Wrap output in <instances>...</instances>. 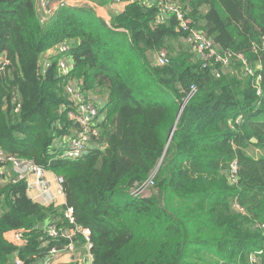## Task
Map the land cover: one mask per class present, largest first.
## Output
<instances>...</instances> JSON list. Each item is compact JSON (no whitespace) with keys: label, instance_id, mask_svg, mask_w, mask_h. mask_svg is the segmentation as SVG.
<instances>
[{"label":"trees","instance_id":"1","mask_svg":"<svg viewBox=\"0 0 264 264\" xmlns=\"http://www.w3.org/2000/svg\"><path fill=\"white\" fill-rule=\"evenodd\" d=\"M171 1L219 52L245 63L233 59L213 77L176 19L148 0L127 1L108 24L89 8L60 5L44 19L37 0H0V149L60 176L65 196L64 206L43 205L24 182L0 184V264L63 251L64 239L44 233L53 223L89 231L91 264H264V0ZM163 49L168 63H150ZM60 59L69 60L64 77ZM70 84L101 117L95 147L76 160L62 159L58 144L78 131ZM149 181L155 193L131 195Z\"/></svg>","mask_w":264,"mask_h":264},{"label":"built area","instance_id":"2","mask_svg":"<svg viewBox=\"0 0 264 264\" xmlns=\"http://www.w3.org/2000/svg\"><path fill=\"white\" fill-rule=\"evenodd\" d=\"M49 1L50 0H37L39 11L43 10L42 14L45 15L44 19L47 17V15L51 14L50 11L46 10ZM148 1L152 4L157 5L163 15L173 16L176 19L177 31L182 32L186 35L185 42L187 47L197 55L203 67L211 69V74L213 75V77L219 78L220 75L224 73V71L228 70L229 65L233 59L242 60L243 63H245L243 57L241 56H234L230 53L219 52L214 43L208 37H206L202 32L195 31L189 26V20H187V16L185 15V13L176 5H174L171 0ZM70 49L71 46L67 43H61L53 47L45 53V56L42 58L41 66H43L44 68L48 67L45 58L65 54ZM154 62L158 66L166 65L168 63L166 53H158ZM5 64L6 62L4 61V59L0 57V72L2 71L3 66ZM57 66L58 74L61 77L66 76L70 70L69 60L67 59H60ZM245 73L252 75L253 70L247 67ZM259 79L260 77L256 79L257 84H259ZM76 87H78V89ZM67 91L70 94V98L75 105V110L73 112H70L68 116L74 124L77 123L79 125V129L75 134H73L69 138V141L61 152V158L67 160H76L81 158L89 149L94 147L91 141L92 139H95L98 136V130L96 129V123L98 122V110L96 106L83 95V93L79 89V86H76L75 84H70V87L67 88ZM195 92V87L191 86L189 88V92L185 98L184 103L190 100L195 94ZM19 160L22 159L6 155L0 149V164H11L13 172L16 174V178L12 180V183H17L18 181L24 182L26 186V191L32 193L34 196V200H36L40 204L50 205L54 203L56 201L57 194L62 193V178L59 181H55L58 186V189L57 192H54L51 190L50 184L45 178L44 169L36 166L31 161L27 162L26 164H22ZM231 174L232 176L236 174V163H233L231 166ZM152 185L153 183L149 181L132 190L131 195L135 197H146L149 194L146 192V189ZM237 208L238 206L235 205L236 210ZM72 214L73 211L71 208H67L64 211V219H66L69 223L74 222ZM76 232L80 233L86 242L89 263L91 264V244L89 243L90 233L87 229L78 228L75 229L74 232L70 231L69 233L67 230L65 231L59 229L55 225V223H53L47 226L44 230V233L48 238L64 239L66 241V245L63 251L70 253L71 255L75 251L74 245L72 243V237H74V234ZM13 234V242L16 243V245L21 246V234ZM59 252L60 251H57L55 248H52L40 264H55L54 257ZM250 260L252 263L256 261L254 256H251ZM16 264H20V262H17Z\"/></svg>","mask_w":264,"mask_h":264},{"label":"crops","instance_id":"3","mask_svg":"<svg viewBox=\"0 0 264 264\" xmlns=\"http://www.w3.org/2000/svg\"><path fill=\"white\" fill-rule=\"evenodd\" d=\"M127 1H135V0H50L47 5L46 10L50 11L52 14L55 12V10L60 5H64L68 8H89L93 11V13L97 17H99L105 23L108 24L113 16H117L123 11L125 5L127 4ZM42 11L43 10L39 12L42 14ZM51 14L47 15V17L50 16ZM67 44H69L71 47L75 46V42H69ZM97 103H98V108L100 109L103 106L104 101L97 99ZM98 120L101 121V117L98 118ZM75 129L77 128L75 127ZM73 132L74 131L70 132L68 136L61 139L60 143H58L59 146H61L60 149H63L66 146L67 142L69 141L70 135ZM1 165H2L1 167L3 168L0 169V184H4V183L15 184V183H12V180L16 178V174L13 172L11 164H1ZM45 178L49 182L51 190L54 192H57L58 186L55 182L54 174L46 171ZM27 196L31 200L34 199V196L32 193L27 192ZM54 204L55 206H58V207L65 205V196L63 193L57 194V198ZM68 232L70 233V231ZM13 235H14L13 233H12V236L11 234L8 235L9 237L8 240L13 241ZM75 242L78 243V241H76V239L72 237V243L75 249L74 253L71 255L70 253H67L65 251H60L54 257L55 264H70L73 262V256H75L76 254L78 255V259H79L77 260L78 261L77 264H90L87 245H86L85 240L83 244H81L80 246H76ZM43 259L37 261L34 264H40ZM17 262H18V259L15 253L9 258L8 264H16Z\"/></svg>","mask_w":264,"mask_h":264},{"label":"rangeland","instance_id":"4","mask_svg":"<svg viewBox=\"0 0 264 264\" xmlns=\"http://www.w3.org/2000/svg\"><path fill=\"white\" fill-rule=\"evenodd\" d=\"M180 42V41H179ZM179 42H177V43H179ZM181 43V42H180ZM160 52H164V53H166V55L168 56V53H167V51L165 50V49H163V50H161ZM159 52V53H160ZM158 54V53H157ZM156 54V55H157ZM156 55H154V57H153V55H150L149 56V61H150V63H153L154 62V60H155V58H156ZM224 72H227V70L226 71H224ZM94 95H96L97 96V99H99V100H101V99H103V95L100 93V92H94ZM93 99H96V98H94V97H92ZM96 99V100H97ZM253 156H256L257 157V154H253ZM22 164H26L27 162H30L29 160H26V159H22V160H19ZM45 171V173H46V170H44ZM54 177H55V181H59V180H61V177L60 176H56V175H54ZM47 180V179H46ZM19 182H22V181H18L17 183H19ZM49 183V182H48ZM16 184V183H15ZM153 185L152 186H150V187H148L147 189H146V192L147 193H149V194H151L152 193V191H153V193H155V189L153 190ZM27 192V191H26ZM148 194V195H149ZM147 195V196H148ZM146 196V197H147ZM34 202H37L36 200H34V199H32ZM37 203H39V202H37ZM55 203V202H54ZM53 203V204H54ZM237 210H242V209H240L239 207L237 208ZM21 239H20V243H22V237H20ZM77 255V254H76ZM73 256V262L74 263H78V261L77 260H79L78 259V255L77 256Z\"/></svg>","mask_w":264,"mask_h":264},{"label":"water","instance_id":"5","mask_svg":"<svg viewBox=\"0 0 264 264\" xmlns=\"http://www.w3.org/2000/svg\"><path fill=\"white\" fill-rule=\"evenodd\" d=\"M74 126L77 128V129H79V125L76 123V124H74ZM251 142H253V143H255V140L254 139H252L251 140Z\"/></svg>","mask_w":264,"mask_h":264}]
</instances>
